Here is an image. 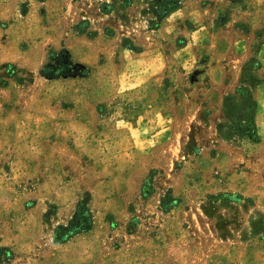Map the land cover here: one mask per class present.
<instances>
[{
  "label": "rangeland",
  "instance_id": "374dc122",
  "mask_svg": "<svg viewBox=\"0 0 264 264\" xmlns=\"http://www.w3.org/2000/svg\"><path fill=\"white\" fill-rule=\"evenodd\" d=\"M151 1L0 0V264H264V0Z\"/></svg>",
  "mask_w": 264,
  "mask_h": 264
},
{
  "label": "trees",
  "instance_id": "16d2710c",
  "mask_svg": "<svg viewBox=\"0 0 264 264\" xmlns=\"http://www.w3.org/2000/svg\"><path fill=\"white\" fill-rule=\"evenodd\" d=\"M133 0H123L124 6H130L132 4ZM180 6V0H153L151 1L149 5V9H154V14L157 17V19L161 20L167 17L171 12L179 8ZM60 56L63 57V59H59L58 62L60 66L58 68H52L50 66L45 67V70L43 71V75L49 76V77H57L61 74V71L63 69H66L70 66V60L69 56L66 55L65 52L60 53ZM51 57H54V54H51ZM253 136L254 132L251 133ZM250 138V137H249ZM87 224H89V221H86Z\"/></svg>",
  "mask_w": 264,
  "mask_h": 264
}]
</instances>
